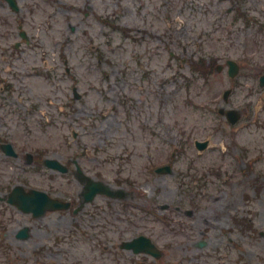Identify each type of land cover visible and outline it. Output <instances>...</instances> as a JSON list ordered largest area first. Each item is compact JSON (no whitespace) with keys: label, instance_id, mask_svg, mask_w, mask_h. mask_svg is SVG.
Returning a JSON list of instances; mask_svg holds the SVG:
<instances>
[{"label":"flooded vegetation","instance_id":"flooded-vegetation-1","mask_svg":"<svg viewBox=\"0 0 264 264\" xmlns=\"http://www.w3.org/2000/svg\"><path fill=\"white\" fill-rule=\"evenodd\" d=\"M25 2H28L27 6ZM250 2L263 3L264 0ZM229 3L231 8L228 12L234 14L241 0H231ZM58 4L66 8L58 10L55 8ZM251 11L254 14L264 13L260 7H252ZM74 13L76 14L73 15ZM105 15L106 11L100 0H73V3L63 0H0V244L11 238L15 243L27 245L38 231L39 240L31 253L36 264H52L53 261L57 264L55 260L61 258L62 251L74 242L73 236L69 235H42L41 226L46 222L56 221L59 213L77 215L83 208L92 206L100 199L101 205L88 211L89 216L99 217V224L102 226L119 228L122 241L148 236L141 233L154 235L161 231L155 221H148L149 214L147 220H141L140 224L131 219V216H135L143 208L152 210L153 204L144 207L133 204L124 209L121 206L123 194L119 187L123 181L115 177H125L133 171L137 177L141 174L144 181L155 179L160 182L168 179L171 183L158 184L160 193L179 196L178 202L172 200V207H169L170 204L165 206L176 210L187 220L190 219L186 221L189 226L183 225V240L190 244L196 243L198 238L202 239V233H205L203 226L212 228L220 223L218 219L223 215L219 213L228 210L232 201H235V198L227 197L228 190L240 189L243 200L246 201L249 194L247 182L250 178L248 165L251 162L264 163V70L263 63L255 59L238 60L236 77L230 74L229 59L224 60V63L209 61L202 72L198 66L194 70L204 80V84L218 74H225L229 80L225 91L221 94L210 92L209 94H214L212 99L200 106L184 96L186 101L183 113L186 106L189 109L192 106L195 113L206 115L209 120L213 114L221 117L223 121L215 127L219 128L218 134L210 133L214 129L212 125L207 127L208 135L204 134L205 136L201 135L199 126L191 132L184 125L185 117L178 121V133H172L174 129L168 126V115L162 110L165 105L163 103L162 111L159 110L161 112L157 114L154 124L147 126L151 143L147 142L149 149L146 162L140 168L131 165L130 150H125L124 154H110L108 147L115 148L123 138L131 136L130 133H125L127 127L124 123L118 122L119 129H114L113 134H109L111 129L108 128L115 124H110L109 120L105 130H95L92 134L90 131L100 121L102 125L112 113L116 115V119L127 122V110L134 112L136 106L144 108L148 103L154 102L152 98L140 93L139 100L143 103L138 104L132 94L135 88H129L126 96L123 93L119 101L115 100L106 109L105 106L100 109L99 104L91 107L90 84H94L93 88L96 90L105 80H114V76H107L104 59ZM168 17L167 11L164 20L167 21ZM256 17L260 19L259 15ZM78 30H82L81 34L87 40L81 45L86 52L83 63L87 64L89 72H94L89 73L93 76H87L84 71H74L66 51L84 40L83 37L77 38L74 35ZM134 41L138 42V38L134 37ZM58 49H63L60 53H65L61 65L56 60ZM137 57H133L131 69L139 61L140 67L144 65L141 56ZM147 70L141 73L144 82L148 79L144 75ZM166 83V80H162L161 87ZM139 90L144 92V86H139ZM232 121L236 123L232 124ZM228 128L230 148L213 150L214 139L218 136L221 138ZM100 130L104 132L101 133ZM245 131L248 132V140L242 142L239 140L240 134ZM198 142L208 143L207 148L199 150ZM162 150L163 153L159 152ZM193 150L197 153L194 154ZM56 152L66 155L60 156ZM208 152H211L210 156L204 155ZM240 153V179L222 192L217 190L216 184L211 180L212 176L216 180V176L229 174L227 157ZM115 161L126 165L117 166ZM57 164L65 170L59 171ZM59 178L63 181H59ZM258 178L262 186L264 170L259 171ZM90 180L109 185V192L113 197L98 194L92 202L84 203L94 193L89 191L93 184ZM74 181L79 186L76 191ZM240 183L245 186L242 187ZM228 185L230 184L226 186ZM252 191L260 199L264 198V187L257 191L254 188ZM208 194L213 199L209 205L224 203L211 208L209 215L199 208ZM222 195L225 196V201ZM112 201L115 202L113 208L109 203ZM156 207L166 211L162 205ZM123 223L126 226L122 230L120 225ZM162 238L163 236H158L157 241ZM117 241L121 243L119 239ZM209 245L206 243L204 247ZM7 249L8 246L3 244L2 251L6 252Z\"/></svg>","mask_w":264,"mask_h":264},{"label":"rangeland","instance_id":"rangeland-1","mask_svg":"<svg viewBox=\"0 0 264 264\" xmlns=\"http://www.w3.org/2000/svg\"><path fill=\"white\" fill-rule=\"evenodd\" d=\"M63 1L73 3V0ZM230 1L100 0L106 11L104 59L106 61L108 58L106 69L109 72L107 74L110 73L109 75L114 76V80H107L111 83L107 90H95L93 88L94 84H90L91 107L99 104L100 109L103 106L106 109L115 100L118 99L119 101V97L123 93L126 96L129 88H135L132 94L137 99L138 104L143 103L139 100L140 93L147 98H152L154 102L151 104L147 102L148 105L144 108L138 105L134 112L127 110L126 116L129 120L127 122L116 119V115L112 113L107 116L102 125L100 121L90 131L92 134L95 130H105L109 120L110 124H115L108 128L111 129L109 134H113L114 129H119L118 122L122 121L124 123V126L127 127L125 133H130L131 136L123 138V141L119 142V146L115 148L110 149L108 147L107 151L110 154H124L125 150H130L132 154L131 165L140 168L146 162L145 157H147V150L149 149L147 142L151 143L147 126L154 124L157 114L162 110L168 115V126L174 129L172 133H178V121L185 117L184 125L191 132L199 126L201 135H208L207 127L212 125L214 129H211L210 133L218 134L219 128L215 127H218V124L223 121L221 117L213 114L209 120L206 115L195 113L192 106L191 109L186 106L185 113H183L182 110L186 101L184 96L200 106L212 99L214 94H209L210 92L221 94L222 91H225V86L229 84V80L225 74H218L217 77L204 84V80L199 78V75L191 67V61L202 58L224 63V60L227 59H255L263 63L264 68V30L262 29L264 26V13L254 14L251 11L252 7L257 9L260 7L264 10V2L256 3L250 2V0H241L237 12L230 14L228 12V9L231 8ZM25 5L27 6L28 2H25ZM61 7L65 6L62 4L55 6L58 10ZM167 11L169 17L165 21L164 15ZM78 15L83 17L79 13ZM257 15L260 16V19L253 20ZM113 24L121 28H131L133 31L130 37H126ZM138 28L143 30L136 31ZM145 29H148V31H145ZM81 32L82 30H78L74 35L77 38L83 37L84 40L79 41L76 46L73 45L72 49L66 51L70 56L74 71L78 73L84 71L87 76H93V74H89L93 71L90 70L89 72L87 64L83 63V56L86 55V52L81 48V45L87 40ZM134 37L138 38V42L134 41ZM60 50L63 49H58L56 53V60L59 65H61L65 56V53H60ZM134 56H141L144 65L140 67L141 61H139L131 69ZM147 69L148 79L147 82H144L141 73ZM118 72L119 74H117ZM162 80L167 81L163 87H161ZM108 82L104 81L102 84L107 86L109 85ZM139 86H144V92L139 90ZM150 89L152 92L149 93ZM108 97L112 98L105 100ZM163 103L165 105L162 109L161 105ZM103 130H100L101 133L104 132ZM135 134H137V137ZM219 137H216L213 141L214 149H220L222 144L230 148L229 128L221 138ZM99 139L102 138L99 137ZM240 140L247 142V131L240 134ZM73 148L76 150L75 145ZM159 152L163 153V150ZM193 153L196 154L197 152L193 150ZM56 154L66 155L63 152H56ZM142 154L143 156H139ZM206 155L210 156L211 152L206 153ZM212 156L218 155L212 154ZM230 162L234 167L240 164L234 158ZM115 164L120 167L126 165L120 164L118 161H115ZM94 165L96 166V164ZM130 173L131 175L125 177H115L123 181L121 186L128 195L126 203L144 207L153 202V204H170L169 207H172V200L179 199V196L159 195L160 190L156 187L161 183H171L168 179L160 182L156 180L149 182L144 181L145 179L141 174L137 177L133 171ZM59 181L63 180L59 178ZM247 183L249 199L247 197L246 201L243 200L240 189L228 190L227 197H233L235 201H232V205L228 210L225 209L224 212L219 213L223 215L218 219L220 223L215 224L210 233L202 227V230L208 233L206 237H202V240L210 244L205 252H210V254L213 250L219 252L225 245L229 248L231 256L225 264H264V198L260 199V196L258 194L254 195L252 191L254 188L257 191L260 187H264V183L261 186V182L258 181V186H256L255 177H250ZM74 184V191H76L79 186L76 181H74ZM240 184L242 187L245 186L242 183ZM222 196L225 201V196ZM94 203L90 207L83 208L77 215H70L65 212L59 213L56 221H53V223L49 221L41 226L40 234L42 235H71L74 237V242L62 251L61 258L55 260L57 264H125L126 255H118L120 251L117 250L116 252L112 249V247L118 245L117 239L119 241L123 239L122 234L119 233V228H116V226H102L99 224V217L91 218L88 211L99 207L102 200L100 199ZM109 203L110 207L113 208L115 202ZM219 204L224 203L211 204L210 207L213 208ZM248 210H250L249 213ZM136 213L135 216H131V219L138 222L144 213L140 211ZM172 214L171 211L167 212L166 215L168 216H163V219L169 218L172 220L180 217L178 214ZM239 216L241 218L245 217V220L239 223ZM60 217L62 220H60ZM120 226L123 230L126 223ZM37 233L39 232L36 231V235L31 237L32 241L27 245L15 243L11 238L6 243L0 244V264H36L31 253L34 252L35 243L39 240ZM205 233H202V235ZM169 235L176 236L175 233ZM3 244L8 246L6 252L2 251ZM165 246L167 248L170 246V248L164 250L163 264H200L197 259H200L204 252L202 249L195 248V245L190 244L167 242ZM55 255L58 257V254ZM127 256L130 257V255ZM222 257L224 255H218V258ZM211 262L215 264L216 259L212 258L211 261H207L208 264ZM52 264H54V261ZM127 264L135 263L130 262Z\"/></svg>","mask_w":264,"mask_h":264}]
</instances>
